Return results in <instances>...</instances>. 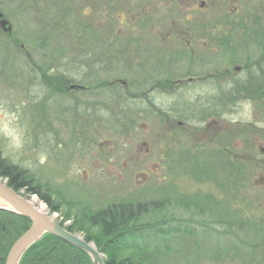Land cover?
<instances>
[{
    "label": "rangeland",
    "instance_id": "374dc122",
    "mask_svg": "<svg viewBox=\"0 0 264 264\" xmlns=\"http://www.w3.org/2000/svg\"><path fill=\"white\" fill-rule=\"evenodd\" d=\"M192 1L0 0V12L12 29L7 36L0 27V154L29 171L42 192L47 188L61 215L70 207L96 211L117 202L148 204L136 238L122 242V257L141 264H264V228L252 226H264V131L247 127L248 122L264 127V84L255 86V98L220 101L223 115L207 118L218 124L211 123L205 139L192 147L181 127L170 131L163 124V115L184 121L192 100L212 108L213 98L228 99L229 79L220 81L218 89L212 81L182 83L144 95L158 80L187 77L184 57L174 66L175 76L159 67L169 58L165 34L174 31L170 21L186 15L207 16V49L218 51L220 38L236 44L235 56L213 55L209 62L220 69L257 63L237 78H264V44L239 43L242 34L263 36L264 0H204V7L190 10ZM220 15L231 16V22L217 24ZM188 22L179 24L177 32L190 34ZM171 38L182 40L177 49H185L186 41L198 42L185 33ZM20 44L34 65H58L55 70L64 78L90 88L63 94L45 86ZM55 73L46 71L47 83L58 89L62 78L50 76ZM221 128L219 141L232 144L223 160L228 157L232 164V155H240V179L233 183L229 164L217 193L198 183L204 181L196 169L201 163L185 160L189 149L196 154L204 146L205 152H215L212 137ZM210 165L217 166L215 160ZM204 195L212 200L208 206ZM189 201L194 202L191 209Z\"/></svg>",
    "mask_w": 264,
    "mask_h": 264
},
{
    "label": "flooded vegetation",
    "instance_id": "af4514ba",
    "mask_svg": "<svg viewBox=\"0 0 264 264\" xmlns=\"http://www.w3.org/2000/svg\"><path fill=\"white\" fill-rule=\"evenodd\" d=\"M197 4H199V7L205 6L204 0H200V1L194 0L188 4V8L190 10H196ZM3 18L5 19L4 15H3ZM214 20L217 24H229L232 18L229 15H220V16H216ZM186 21H189L188 22L189 25L186 26V29L190 30V34L188 31H184L183 29H182L183 33L177 32V31H180V29H178V25L183 24ZM207 23H208V19H207V16L205 15H202V16L186 15L184 17H178L177 20L170 21V24L173 26L174 31L168 30V32H166L165 34V36H167V39H170L169 46L171 48L168 51L169 58H167L165 61V63L167 64H163L159 62L161 63L159 67L162 66L167 72H169V74L175 76L176 69L174 68V66L175 64H178L177 62L180 61L179 57H184L187 64H185L182 69L184 70V73L185 75H187V77L158 80L156 81L155 84L150 86L147 89V91L144 92V95H148L154 89L162 88L163 85L164 86L171 85L172 88L174 85H178L182 83H186L188 85L199 86L200 84H203L204 82H208V81H212L213 83H215L218 89L219 86H221L220 81L223 82L224 78L229 79L228 81L231 84V86H233V88L228 96V99H226V97L213 98L215 100V103L213 104L212 108L207 109V104H204L203 102H199V105H196L197 101L192 100V101H189L185 107V117L186 118H183L184 121H179V119H176L174 114H172V117L167 114L163 115V124L164 125L168 124L169 125L168 129L170 131H172V129H174L173 127H175L176 125L181 127V129L183 130V133L186 134L187 137H189L188 140L190 142L191 147L194 146L195 140L203 141L205 139V135H204L205 129L211 123L218 124L217 119L216 121L207 122V118L209 115L215 116L216 118H219V116L223 115V111H222L223 104H221L220 101L221 102L227 101L229 104L230 103L234 104L235 102L239 100L240 96H242L244 100L252 99V97L256 93L255 86H261L264 84V78L260 81L255 80L253 76H249L248 78L243 79V80H239L237 78V75L241 73L251 72L252 68H256V66H260L257 63H249V61H246L247 64L244 66L229 63L228 66L220 69L216 67L215 64L207 60L208 57H212L213 55L214 56L218 55L220 57H224V56L229 57V56L236 55L235 54L236 44L235 43L233 44L232 41L228 40L227 38H220L219 40H216L217 42L216 47L219 49L218 51L216 50V48L207 49V40H208V37H211L210 33L207 32L208 31ZM240 24L243 26L242 23ZM11 33H12V30L9 33L4 32V34H6L7 36L11 35ZM184 33L186 35H189L191 39H195V40L198 39V42H195L194 44V43H190V41H186L185 49H177L179 46H181L182 40H180V38L178 39V38H171V37L174 34L179 36ZM175 39H178L177 43L174 41ZM262 40H264V33H263V36L259 34L257 35L255 33H247V34H242V38L239 43L243 45L246 41H251L252 43L256 42L257 46L260 47L262 44H264V41ZM243 49H245V47H243ZM20 50L27 57V61L33 65L34 62H33V59L31 58L30 53L28 52V50H25L22 44H20ZM261 56L264 58V50H262ZM233 61L234 60H232V62ZM262 63H263V60H262ZM48 67H45L46 71H49L52 73L54 71L56 72L55 74H51L50 75L51 77H56V78L61 77L63 79V75L59 74L55 70L58 68V65H50ZM180 75H183V74H180ZM60 81H62L61 84L63 85V80H60ZM121 83H124L125 85L124 81H122ZM158 83L161 84V86L157 85ZM109 84H112V83H109ZM241 84L249 85L252 88L249 87L250 89L248 91H245L243 89V86H241ZM44 85L48 87L47 82L44 83ZM89 88L90 86H87L81 83H73V82H68L64 86V90L66 91V93H74L75 91H85L86 89H89ZM194 98L204 100L203 98L200 97V95H196ZM152 112H155V111L152 110ZM236 124H240V123H236ZM247 127H250L253 130H257L258 133L259 131H264V127H257L254 125V123H251V122L247 123ZM228 129L229 128L226 126V130ZM224 130H225L224 128H221L220 132L217 133V135H215L214 137L212 136L209 137V138L212 137V140H213L212 143L214 144L213 146H214L215 152H211V153L205 152L204 146H202V149L200 148L201 151H199L196 154L191 153V149H189L187 150V156L185 160V162L190 165H193V163L198 162V161L201 163V167H197L196 169H198V173L201 174L200 177L204 181L198 182L196 179L194 181L198 182L199 184H205V185L208 184L211 188H214L217 191V193L222 192L220 176L223 173L225 167H226L225 169L232 167V171H233L232 178H234L233 183L239 182V179H240L239 168H238L239 161H240L238 159L240 155L237 158L235 156L233 157L232 155V161H233L232 164L229 163L228 157L225 160H223L225 152H227L228 154L229 153L228 149L232 148V144L229 146L228 144L225 145V143H222V141H219L220 133L224 132ZM232 141H235V140L232 139ZM144 143L146 142L144 141ZM203 151L205 152V155ZM208 154H210L209 155L210 158L208 157ZM203 155H204V161L201 159ZM212 160H215L217 166L210 165L212 163ZM245 160H248V159L245 158ZM203 162H206V164L204 165ZM229 164H231V167ZM210 168L211 169L214 168L213 173L210 175H204V171ZM191 199L193 200V198ZM197 200H198L197 203H199V199ZM200 201L202 202V199ZM204 201H207V195H204ZM211 201L212 200L207 201L208 202L207 206L212 203ZM189 204H190L189 209H191L193 207L194 202L189 201ZM252 226L256 229L257 227L258 229L264 228V226L258 225L256 223H253ZM9 235L11 238L12 237L11 232L9 233Z\"/></svg>",
    "mask_w": 264,
    "mask_h": 264
},
{
    "label": "trees",
    "instance_id": "16d2710c",
    "mask_svg": "<svg viewBox=\"0 0 264 264\" xmlns=\"http://www.w3.org/2000/svg\"><path fill=\"white\" fill-rule=\"evenodd\" d=\"M15 43L17 40H14ZM34 65V64H33ZM35 69L40 73L43 82H50L45 68L39 65ZM52 79V78H51ZM53 80V79H52ZM63 85L59 88L47 83L59 93H66L64 86L70 80L63 77ZM245 91L251 87L241 84ZM252 88V87H251ZM232 140V139H231ZM0 178L15 192L24 194H36L46 203L50 212L58 211L60 204L51 200L47 188L42 192L41 185L35 182L34 176L25 172L18 166L9 163L0 154ZM148 204L140 202L110 203L96 211L79 207L76 211L72 207L63 211L62 219L58 222L61 226L76 234H81L86 241H92L96 248L105 255V264H141L134 257H122L121 252L125 248L122 242L128 237L136 238L140 230L138 220L147 212ZM67 219L71 223L64 224ZM30 225L27 217L0 210V264H4L9 247L13 241L23 233ZM12 237L10 238L9 233ZM120 256V257H119ZM19 264H91V259L80 248L52 235L44 234L34 242L21 256Z\"/></svg>",
    "mask_w": 264,
    "mask_h": 264
},
{
    "label": "water",
    "instance_id": "95a60500",
    "mask_svg": "<svg viewBox=\"0 0 264 264\" xmlns=\"http://www.w3.org/2000/svg\"><path fill=\"white\" fill-rule=\"evenodd\" d=\"M0 27L3 32H11V24L3 18L0 13ZM0 201L4 206L0 210H5L27 217L30 220L29 227L14 241L5 258V264H19L23 253L44 234H52L88 254L91 264H105L103 253L99 252L92 241L87 242L80 235L70 233L60 226L46 213L34 207L30 200L19 192L10 188L5 180L0 178Z\"/></svg>",
    "mask_w": 264,
    "mask_h": 264
},
{
    "label": "bare ground",
    "instance_id": "6f19581e",
    "mask_svg": "<svg viewBox=\"0 0 264 264\" xmlns=\"http://www.w3.org/2000/svg\"><path fill=\"white\" fill-rule=\"evenodd\" d=\"M32 203L35 204V203H38V208L40 211L44 212V213H47L46 211V206L42 203V202H39L38 199L36 197H33L32 198ZM4 206L3 203L0 201V207Z\"/></svg>",
    "mask_w": 264,
    "mask_h": 264
}]
</instances>
